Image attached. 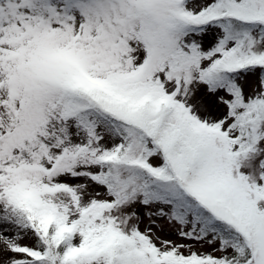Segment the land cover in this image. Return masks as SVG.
I'll use <instances>...</instances> for the list:
<instances>
[{
  "label": "snow or ice",
  "instance_id": "1",
  "mask_svg": "<svg viewBox=\"0 0 264 264\" xmlns=\"http://www.w3.org/2000/svg\"><path fill=\"white\" fill-rule=\"evenodd\" d=\"M0 264H264V0H0Z\"/></svg>",
  "mask_w": 264,
  "mask_h": 264
}]
</instances>
